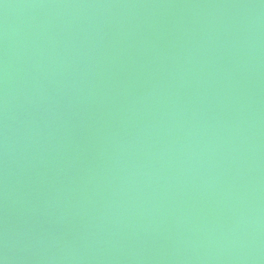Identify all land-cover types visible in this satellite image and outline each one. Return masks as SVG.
Here are the masks:
<instances>
[{
	"label": "bare ground",
	"instance_id": "6f19581e",
	"mask_svg": "<svg viewBox=\"0 0 264 264\" xmlns=\"http://www.w3.org/2000/svg\"><path fill=\"white\" fill-rule=\"evenodd\" d=\"M0 264H264V0H0Z\"/></svg>",
	"mask_w": 264,
	"mask_h": 264
}]
</instances>
